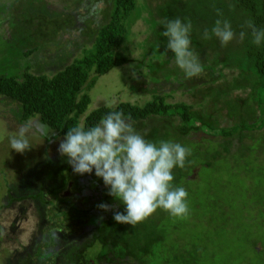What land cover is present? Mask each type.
I'll use <instances>...</instances> for the list:
<instances>
[{
  "label": "trees",
  "instance_id": "1",
  "mask_svg": "<svg viewBox=\"0 0 264 264\" xmlns=\"http://www.w3.org/2000/svg\"><path fill=\"white\" fill-rule=\"evenodd\" d=\"M74 1L75 4L85 2ZM86 1V8L104 3L105 9L101 11L100 21L90 15L91 12L89 17L83 18L82 36L86 42L78 44V41L64 39L65 35L73 33L77 22L70 5L63 6V12H53L44 0H0V99L16 107L20 123L37 120L47 127L52 138L39 134L47 140L61 142L70 128L79 125L88 129L109 112L121 111L148 141L195 145L185 167L174 168L172 181L175 187L189 192L190 215V205L193 203L195 207L198 195L188 189V185L197 168L199 174L201 169H210L233 156L237 163L261 162L264 153V146L260 145L264 140L261 136L264 127V42L253 43L247 22L252 21L258 29H264V0ZM217 9L222 15H218ZM176 18L184 23L191 21V49L203 67L199 76L186 78L175 64V54L167 49L168 38L163 35L165 29L161 22ZM217 19L229 21L236 34L226 46L212 34ZM138 21H142L147 30L146 37L135 42L134 26ZM4 26L9 30L7 33ZM206 29L210 39L203 38ZM241 31L245 32L242 41L239 39ZM71 44L75 46L73 51ZM136 47L142 50V55L134 60L131 56ZM20 48L23 49L18 53ZM17 53L19 58L33 56L34 61L26 60L15 69L11 58ZM125 65L128 72L124 73L137 88L153 84L152 90H146L151 98L142 105L121 101L112 108L99 104L89 111L90 93L98 78ZM205 73L210 80L199 85L196 80L203 79ZM164 85L171 90L159 92ZM179 92L190 96L192 101L170 102L169 99ZM197 134L206 136L195 139ZM216 138L222 151L215 149L209 153L206 147ZM247 139L259 142L260 146L246 144ZM234 146L236 151H233ZM51 157L46 155L32 171L26 172L29 174L20 178L23 180L18 179L22 187L9 184L5 191L6 206L26 203L30 199L42 203L40 210L43 206L54 205L51 208L53 219L77 228L59 243L56 233L50 234L55 243L53 247H57L44 258L52 259L54 264H202L209 256H206L207 248L201 253L199 247L207 245L208 239L221 241L230 234L225 225L230 223L229 215L232 218L237 207L224 199L221 200L224 205L218 204L220 199L212 202L215 203L212 206L218 208V217L206 215L212 209L203 207L207 208L202 214L207 219L205 223L218 228L215 234L196 237L195 215L191 216L192 224L188 228L181 219L170 216L163 209H157L135 227L118 223L113 213L125 212V205L108 194L103 179L97 177L94 170L91 174L80 175L59 151L53 160ZM204 157L206 162L196 167ZM260 174L259 184L264 181V171ZM42 176L47 182V191L40 186L37 192L34 182L30 188L29 177ZM71 183V195L64 196ZM22 188L32 191L21 194ZM101 203L113 206L112 210L98 208ZM255 205L259 206L260 216L264 218V196L254 200L252 206ZM241 231L231 233L236 237V232ZM72 235L75 236L72 238ZM258 246L261 250H257ZM255 251L261 254L264 264V243H256Z\"/></svg>",
  "mask_w": 264,
  "mask_h": 264
},
{
  "label": "rangeland",
  "instance_id": "2",
  "mask_svg": "<svg viewBox=\"0 0 264 264\" xmlns=\"http://www.w3.org/2000/svg\"><path fill=\"white\" fill-rule=\"evenodd\" d=\"M154 1L158 3L159 0ZM44 2H48L50 5L48 7L53 12H63V6H71L77 22L75 28L72 30L73 33L65 35L64 39H71L74 42L78 41V44L86 42V38L82 36L83 18L94 15L97 21H100L102 19L100 15L101 11L105 9L104 3L94 5L91 9L86 8L88 2L86 0L82 4H75L74 0H44ZM4 30L5 33L9 31L6 26H4ZM146 30L147 27L144 23L138 21L134 26V32L137 34V38L134 41L139 42L143 40L146 37ZM71 47L73 51L75 46L72 45ZM21 49L23 48H20L18 53ZM135 51L131 58L134 60L140 59L142 50L136 47ZM18 53L14 54L11 58V65H14L15 69H19L26 60L34 61L33 56L30 57L31 59L19 58ZM0 60H2L1 56ZM2 64H4L3 61ZM127 69L126 65L117 67L107 75L98 78L95 87L92 88L90 93L92 101L89 111L97 108L99 104L106 105L110 103L114 106L121 101H130L142 105L151 98V93H146V90H152L153 84L146 83L137 88L129 79L128 74L124 73L125 71L128 72ZM135 78H138V76L136 75ZM206 80L209 81L210 78L205 73L203 79L198 77L196 81L199 85H203L207 83ZM169 90L171 88H166V85H164V88H159V92H167ZM169 100L170 102L192 101L190 96L187 94L182 95L181 92ZM19 120L20 116L17 113L16 107L9 101L0 99V264H54L52 259L46 260L44 258L47 252L55 250L57 247H53L55 243H53L54 240L50 234L56 233V237L58 238L56 241L59 243L68 239L71 234L77 231V228L67 226L58 219H53L51 208L54 205L43 206V209L40 210L42 203L34 202L30 199L26 203H14L9 207L6 206L8 197H6L7 192L5 190L9 184L22 187L18 179L29 174L26 172L32 171L34 165L43 161L46 155L50 157L53 155L51 157V160H53L54 156L57 155L60 142H58L59 140H47L41 137L39 134L52 138V133L47 127L45 128L37 122V120H31L26 124L20 123ZM25 125L30 126V131L26 135H28L27 138L32 147L21 154L11 149L9 138L18 135L19 129ZM262 129L261 136L263 135L262 137L264 138V127ZM203 136L206 135L197 134L195 139H201ZM219 142V139L217 140L216 138V141L209 144L206 150L209 153H213L215 149L222 151ZM235 143L237 144V142ZM257 143L259 142L246 140V144L248 145L264 146V140L260 142V145ZM183 145L190 148L191 154H193L195 145L192 147L189 142H183ZM233 151H236V146L233 147ZM199 161L196 167L201 163L204 164L206 158L199 159ZM251 164H247V161L245 163H237L233 156L225 161H220L210 169H201L199 174L197 168L194 172V178H196V174H198V178L196 180L194 178L189 179L191 183H189L188 186L190 188L188 189L198 196L195 197V207L193 203L190 205V215L186 219H181V221L190 228L192 224L191 216L195 215L196 223L193 224L196 226L194 229L196 237L200 234H215L218 230V228H214V225L205 223L207 219L202 216L207 208H211L212 210L206 215L219 216L218 208H214L212 205H215V203L212 202L220 199L218 204L224 205L221 201L224 199L231 201L237 207L236 212H234V218H231L229 215L230 223L225 225V229L230 233L227 231L229 236L221 241L217 238L215 240L208 239L207 245L199 247L201 253L203 248H207L206 256H209L202 264H263V257L255 251V244L264 243V218L260 216L259 206L255 205L253 207L252 203L254 200H258L264 196V181L261 184L258 183L262 177L260 171H264V153H262L261 162L255 163L254 161ZM200 167L202 168V166ZM27 181H29L28 184L31 182L29 184L30 188L33 187L31 184L34 182V188L37 192L41 188L40 186H43L44 191H47L45 188L47 182L44 176L34 179L29 177ZM72 185L71 183L69 189L65 190L64 196L69 197L71 195L69 192L72 189ZM31 191H25L22 188L21 194H29ZM46 200L48 201L47 198ZM245 202H247V206ZM53 203L55 202L53 201ZM205 205L207 208H203ZM222 211H220V214ZM54 213H57V209H54ZM240 214L241 217L239 216ZM249 229H251L252 233ZM233 230H243L244 232H236L237 236L233 237L231 233ZM74 236L72 235V238ZM257 250H261V247L258 246Z\"/></svg>",
  "mask_w": 264,
  "mask_h": 264
},
{
  "label": "clouds",
  "instance_id": "3",
  "mask_svg": "<svg viewBox=\"0 0 264 264\" xmlns=\"http://www.w3.org/2000/svg\"><path fill=\"white\" fill-rule=\"evenodd\" d=\"M217 13L222 15L219 9ZM161 23L165 29L163 35L168 38L167 49L175 54V64L186 78L199 76L203 67L191 49V21L184 23L176 18ZM247 27L251 29L254 44L264 42V29H258L252 21L247 22ZM211 31L222 46L236 38L227 20L217 19ZM244 37L245 32L241 31L239 39L242 41ZM203 38H211L207 29ZM106 107L113 105L109 103ZM29 131L30 126H22L18 135L9 138L12 150L23 154L31 149L26 135ZM58 151L67 157L75 173L91 174L94 170L95 175L103 179L108 194L125 205V212L113 213L118 223L135 227L157 209L178 219H186L189 215L188 192L183 187H175L172 181L174 168L185 167L191 149L173 141L146 140L121 111L109 112L91 128L79 125L70 128ZM97 207L109 211L113 206L101 203Z\"/></svg>",
  "mask_w": 264,
  "mask_h": 264
}]
</instances>
